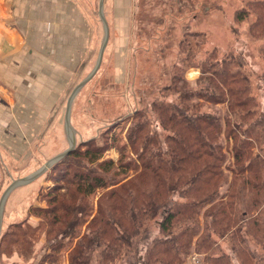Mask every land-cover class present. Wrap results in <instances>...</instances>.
<instances>
[{
  "label": "trees",
  "instance_id": "trees-1",
  "mask_svg": "<svg viewBox=\"0 0 264 264\" xmlns=\"http://www.w3.org/2000/svg\"><path fill=\"white\" fill-rule=\"evenodd\" d=\"M250 14L248 32L263 40L264 0L248 2L235 18ZM259 53L264 56V45ZM214 55L215 49L208 53L196 89L173 77L180 97L152 102L162 137L149 129L148 117H140L128 129L127 144L117 145V135H109L117 159L103 158L104 147L87 141L51 166L64 164L54 175L62 183L39 210L53 215L50 225L61 224L55 241L75 235L92 210L88 197L103 190L70 264H87L93 247L101 264H183L191 249L206 264H234L222 241L238 264H264V112L241 55ZM217 104L222 112L212 109ZM11 226L25 241L30 227ZM57 245H50L49 259Z\"/></svg>",
  "mask_w": 264,
  "mask_h": 264
},
{
  "label": "rangeland",
  "instance_id": "rangeland-1",
  "mask_svg": "<svg viewBox=\"0 0 264 264\" xmlns=\"http://www.w3.org/2000/svg\"><path fill=\"white\" fill-rule=\"evenodd\" d=\"M82 1V7L97 21L94 50L87 60L82 59L87 64L85 69L80 70L77 63L75 69L70 71L64 97L60 98L61 101L57 105L60 120L51 121L50 137L49 141H46L49 145L45 143L44 147H38L36 144L34 151L22 161H17L9 170L2 168L0 194L10 183L11 178L33 172L47 159L68 146L67 135L60 134L66 100L74 85L94 67L104 34L98 14L99 0ZM251 1L256 0H131L132 20L127 33L128 41L122 37L115 38L117 37L115 35H119L121 22L114 23V32L108 36L97 71L73 98L70 122L75 129V146L84 149V144L92 141L104 147L103 158L117 159L119 152L110 144L109 135L111 133L117 135L115 144H127L128 129L140 117H148L149 129L162 137L163 131L156 120L152 102L171 101L180 97L179 91L175 92L172 89L173 77L183 78L188 82L189 88L196 89L195 80L200 76L201 67L205 65L208 53L214 49L216 58L228 52L241 55L244 68L250 76L252 92L259 108L264 112V56L259 53V47L264 45V39H255L248 32L253 14L241 21L235 18L236 11ZM112 2L114 4L115 0ZM106 8L109 12V1ZM113 8L115 9V5ZM109 43L115 44L117 48L125 45L123 53H120L119 49L105 52ZM112 61L125 63L124 80H116ZM176 85L180 86L181 82H176ZM212 109L223 111L221 104L212 106ZM138 112L141 116H138ZM57 126L60 127L59 135L56 132ZM127 149L129 151L130 147ZM62 170L64 164H58L55 170L50 167L23 185L27 192L17 204L14 202L17 188L8 196L2 214L0 236L3 233L7 235L0 241V264H70V255L75 252L83 235L89 233L88 225L96 213L103 190L99 189L88 197L92 210L81 217L75 235L59 237L58 239H61L55 241L54 233L62 226L59 222L50 225L53 215L45 216L39 207L48 205L47 199L53 195L55 185L62 183L60 180L56 181L54 176ZM15 223H24L30 227L28 234L23 237L25 241L12 234L15 227L11 225ZM48 227L51 229L50 234L47 233ZM157 232V227H154L152 235ZM15 240L18 241L14 242ZM51 244L61 246L56 247L54 259L47 257V254L51 253L49 248ZM222 249L230 254L234 264H238L225 241H222ZM86 254L83 256L86 257ZM97 254L96 248L93 247L87 264H101L98 262ZM105 264L128 263L124 259H119L115 263ZM183 264L206 263L202 254L191 249Z\"/></svg>",
  "mask_w": 264,
  "mask_h": 264
},
{
  "label": "crops",
  "instance_id": "crops-1",
  "mask_svg": "<svg viewBox=\"0 0 264 264\" xmlns=\"http://www.w3.org/2000/svg\"><path fill=\"white\" fill-rule=\"evenodd\" d=\"M82 2L0 0V183L2 168L9 170L22 161L36 144L49 145L51 121L60 120L57 105L64 97L70 71L77 63L80 70L85 69L87 64L82 59L87 60L94 50L97 21ZM103 3L109 35L114 32V23L121 22L115 38L128 41L131 0ZM114 45L109 43L105 52L119 49L123 53L125 45ZM112 66L116 80H124L125 63L112 61ZM64 113L62 131L55 127L57 135L66 134ZM25 184L8 194L17 188L16 204L27 192Z\"/></svg>",
  "mask_w": 264,
  "mask_h": 264
},
{
  "label": "water",
  "instance_id": "water-1",
  "mask_svg": "<svg viewBox=\"0 0 264 264\" xmlns=\"http://www.w3.org/2000/svg\"><path fill=\"white\" fill-rule=\"evenodd\" d=\"M103 2L104 0H99V5H98V14L101 19V22L103 24V29H104V34H103V39L100 44L96 61L94 64V67L92 70L83 78L81 79L71 90L65 104V113H64V123H65V130H66V135H67V140H68V146L64 150L60 151L59 153L55 154L54 156L50 157L47 159L40 167H38L36 170L33 172L24 175L22 177H17L11 179L10 183L3 189V191L0 194V231H1V226H2V214H3V209H4V204L5 200L10 193L12 189L15 187L28 183L38 177L40 174H42L45 170L50 168L53 164H55L58 160H60L62 157L65 155L69 154L76 145V139H75V129L72 127L71 122H70V111H71V104L73 101L74 96L76 93L79 91V89L88 81L90 78L95 74L97 71L102 56L104 49L106 47L107 41H108V36H109V28L108 24L105 20V17L103 15Z\"/></svg>",
  "mask_w": 264,
  "mask_h": 264
}]
</instances>
